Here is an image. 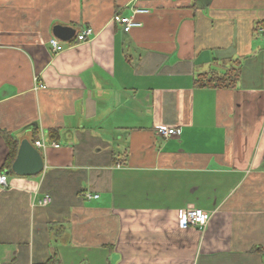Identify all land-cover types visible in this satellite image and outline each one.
Returning a JSON list of instances; mask_svg holds the SVG:
<instances>
[{"label": "crops", "instance_id": "crops-1", "mask_svg": "<svg viewBox=\"0 0 264 264\" xmlns=\"http://www.w3.org/2000/svg\"><path fill=\"white\" fill-rule=\"evenodd\" d=\"M263 24L264 0H0V169L8 134L47 144L0 170V264H264ZM237 60L235 88L195 85Z\"/></svg>", "mask_w": 264, "mask_h": 264}, {"label": "built area", "instance_id": "built-area-1", "mask_svg": "<svg viewBox=\"0 0 264 264\" xmlns=\"http://www.w3.org/2000/svg\"><path fill=\"white\" fill-rule=\"evenodd\" d=\"M136 1H150V0H136ZM149 12V9L144 7L135 6L133 7L132 13L124 15L123 13L117 12L113 15L112 21L114 23L120 24L125 32H130L133 28H138L142 25V22L136 19V16L139 14H146ZM261 34L264 33V29H260ZM94 30L90 27L83 29L77 34L78 41H88ZM50 45L53 48V51L58 53L64 49L63 43L56 38H51L49 41ZM38 88H46L45 84L38 83ZM157 134L163 138H170L171 136L177 134V129L168 127V126H158L156 130ZM49 144L55 148L60 147V144L55 141H50ZM37 147H46L47 144L44 143L42 139H38L35 142ZM9 184L8 173L5 171H0V189H4ZM88 199L97 198L98 195H93L87 193L86 196ZM51 202V196L47 194L45 198L40 201V204L45 206ZM211 215L207 211L201 208H183L179 212V226L182 229H187L189 227H196L200 230H205L209 224Z\"/></svg>", "mask_w": 264, "mask_h": 264}, {"label": "trees", "instance_id": "trees-1", "mask_svg": "<svg viewBox=\"0 0 264 264\" xmlns=\"http://www.w3.org/2000/svg\"><path fill=\"white\" fill-rule=\"evenodd\" d=\"M264 25V24H263ZM264 29V26H263ZM242 72V63L237 60L235 64L226 68V71L214 72L212 74L204 73L200 74L199 77L195 80V85L202 88H215V89H233L237 86L238 81L240 80ZM51 138H54V133L50 135ZM38 140V136L35 134L34 144ZM5 141L9 148L7 160L3 167L0 170H9L12 172V165L17 157L18 149L20 143L18 139L12 135L8 134L5 136Z\"/></svg>", "mask_w": 264, "mask_h": 264}, {"label": "water", "instance_id": "water-1", "mask_svg": "<svg viewBox=\"0 0 264 264\" xmlns=\"http://www.w3.org/2000/svg\"><path fill=\"white\" fill-rule=\"evenodd\" d=\"M44 166L45 162L39 149L34 147L29 140H22L12 165V171L18 175L30 176L43 172Z\"/></svg>", "mask_w": 264, "mask_h": 264}]
</instances>
